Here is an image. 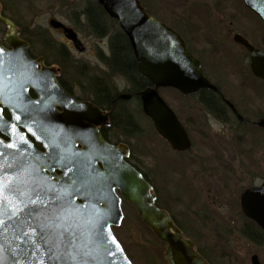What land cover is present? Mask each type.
<instances>
[{"label":"water","instance_id":"obj_1","mask_svg":"<svg viewBox=\"0 0 264 264\" xmlns=\"http://www.w3.org/2000/svg\"><path fill=\"white\" fill-rule=\"evenodd\" d=\"M242 1L244 7L259 17L264 25V0ZM96 2L119 23L131 46L137 74L153 86L136 94L143 115L171 149L187 150L188 137L158 91L173 88L179 94L187 95L203 89L218 92L217 88L206 80L199 63L185 50L180 37L152 19L138 0ZM0 22L5 29L0 44V49L4 50L0 54L3 73L0 77V94L3 97L0 103V151L6 152L0 158V166L11 165L15 170L22 163L25 171L35 169L41 177H46L58 187L63 186L65 198L71 200L80 213L79 231L84 233L81 243L87 253L81 261L87 259V264H132L112 233V228L119 226L124 217L120 204L124 201L156 241L165 245V264H207L196 252L195 244L173 223L169 213L156 206L151 185L123 160L129 156L128 148L109 145L101 138L97 128L107 124L109 113L90 102L73 100L67 95L55 80V72L43 66V59L29 58L28 43L19 39L20 29L1 12ZM48 26L61 29L77 52L84 51L85 47L72 29L54 18ZM238 42L249 52L253 76L264 82V52L253 48L244 39ZM31 91L35 93L33 99L29 95ZM130 96L121 94L118 98L129 100ZM3 109L9 114V119L2 114ZM256 126L264 129V120L258 121ZM28 136L42 145V152L35 149ZM25 140L27 144L23 143ZM8 143L14 147L6 148ZM78 145L81 148H77ZM17 148L21 150L17 152ZM58 159L62 161L60 164L56 163ZM70 161L74 164L68 171L65 164ZM98 163H101V168ZM51 166H55L54 171H61V176L56 177ZM240 198L244 216L264 232V181L258 187L246 189ZM16 203L17 211L24 207L19 201ZM4 219L8 224L0 231V264H41V261L43 264H65L63 260L49 259L46 252L51 248L56 255L63 254V248H57L59 242L54 235L45 233L33 249L28 242L20 243L21 228L31 231L27 216H21L19 223L7 215ZM101 226L103 238L109 241L106 246L91 238L95 235L94 230ZM112 238L119 247L110 242ZM32 239H36L35 234ZM250 262L260 264L257 255L252 256Z\"/></svg>","mask_w":264,"mask_h":264},{"label":"flooded vegetation","instance_id":"obj_2","mask_svg":"<svg viewBox=\"0 0 264 264\" xmlns=\"http://www.w3.org/2000/svg\"><path fill=\"white\" fill-rule=\"evenodd\" d=\"M138 1L152 19L171 29L180 37L185 50L199 63V69L206 80L218 90V92H213L209 89H203L193 92V94L181 95L173 88L160 89L158 95L163 98L166 105L176 116L180 126L183 127L189 140V147L185 151L171 149L169 144L159 137L149 120L154 134L166 144L173 155L187 158L188 167L201 169L199 171L201 175L208 176L210 172L206 168H209L211 172L222 175L228 184L232 180V175L236 174L241 168L251 171L258 170L254 158L258 153L255 129L264 133V129L256 126L258 121L264 120V100L257 89L246 88L249 90L248 95L244 88L227 89L224 88V84L228 83V86H230L228 81L234 79V77H250V74L253 77L250 70L249 52L238 41L244 39L253 48L264 52V25L260 18L244 7L242 0ZM93 8L96 9L94 12L96 19L91 22L88 20V14L86 13ZM93 8H82L80 11L78 22L80 25H87L89 31L85 36H80L72 27L82 45L85 46L84 51L87 50L88 42L92 44L93 51L88 57L93 61H79L76 57H73L70 50L74 48L70 41L63 36L61 29L57 31L64 39L57 44L63 47V55L52 54L51 59L43 55H33L29 42L28 55L32 59H43V66L55 72V80H57L58 85L73 100L88 101L103 112L109 113L107 124L97 128L103 141L115 147L124 145L128 148L129 156L123 158L124 161L140 171L141 175L150 182L152 192L156 196L155 201L159 203V207L169 213L173 223L180 228L187 239L195 244L196 252L205 259L207 264H214L210 259V255L199 249L197 243L184 230V225L188 223L193 222L200 228L199 224L201 223L199 222L208 221L186 211L187 205L183 201L176 200L168 206L167 204H170V202H168L167 195L162 198L164 201L161 204V197L157 194L153 182L150 181L145 171H142L137 164L131 161L130 147L123 138L130 137L131 139L136 135V124L132 127L133 130L126 129L122 117L126 113L130 115L131 112L123 107L121 108V105L133 100L140 110L141 102L136 94L153 86L146 80L138 86L139 78L142 77L137 75V65L131 46L125 34L122 33L119 23L112 20L107 13L103 12L101 7ZM118 39H123L127 45V49L122 51L126 55H130L128 57L130 61L128 71L136 73L138 78H136L137 76L125 75L126 73L122 72L121 69L120 71L113 66L114 64L111 61L115 53L113 43ZM70 69L78 71L80 77L87 78L86 83L83 79L74 76ZM252 79L257 80L264 86L263 81L254 77ZM117 80L124 88L119 89L115 83ZM240 83L243 84L241 81ZM252 93L256 98L255 101L252 100ZM121 94H130L131 98L129 100L118 98ZM29 95L31 99L35 98L34 92L31 91ZM56 111L61 112L59 108H56ZM2 113L6 118H9L6 110L3 109ZM28 137L34 144L35 149L42 152V145L33 141L30 136ZM77 148H81V146L78 145ZM167 161L162 159L161 162L163 164L161 165L162 179H165V177H168V179L174 178L176 174L171 165L165 164ZM98 167L101 168V163H98ZM53 174L58 177L61 176L62 172L59 170L53 171ZM53 179L55 180V178ZM263 181L264 179L261 183ZM217 183L216 181V185ZM261 183L258 185L255 180H252L241 193L250 187H258ZM219 189L223 194L224 190ZM191 197L192 195L189 196V202ZM238 199V219L241 220L238 230L242 239L252 243L248 239L250 220L244 216L240 208V196ZM120 204L123 207V203ZM171 209L180 210L175 212ZM184 213L189 214V216L192 215L189 217L188 222L183 221L180 217L185 215ZM178 216L181 221L177 218ZM203 225L211 226L212 233L208 230L204 231L205 233L209 232L207 233L208 236L210 234H214L216 237L220 236V231H217L216 227L213 228L214 224H211L210 221L209 224ZM262 234L260 240L263 245L264 232ZM217 244L219 245V243ZM220 247L222 248V245ZM217 252L221 258H227L229 263L241 264L234 253L231 254L223 248Z\"/></svg>","mask_w":264,"mask_h":264},{"label":"rangeland","instance_id":"obj_3","mask_svg":"<svg viewBox=\"0 0 264 264\" xmlns=\"http://www.w3.org/2000/svg\"><path fill=\"white\" fill-rule=\"evenodd\" d=\"M89 1L92 0H52L45 4H37L34 0H0V10L14 21L16 27L20 29L21 34L25 38L30 39V49L34 55L43 54L48 59H51V55L47 53L43 40L37 36L35 38L33 31L41 33V30H44L51 43L62 41L64 37L57 30L48 26L49 20L54 18L71 29L73 27L80 36H85L89 32L86 27L87 25H80L78 22L81 27L78 26L77 18L79 20L80 11ZM190 1L187 0V2ZM4 33V26L0 23V41ZM98 43L100 44V41ZM87 46V50L82 54L78 53L75 49L70 50V52L79 61H93L88 57L93 51V46L90 42L87 43ZM70 70L74 76L83 79L86 83L87 78L80 77L76 70ZM239 78L234 77V79L228 81L232 88L228 86V83L224 84V88L233 89L240 87L246 89L251 87L257 89L264 100V86L257 80L252 79L251 74L250 77ZM115 83L119 89L124 88L119 80L115 81ZM113 85L115 84L113 83ZM235 91L238 92L237 90ZM248 91L246 89L249 95ZM251 95L252 100L254 99L255 101L254 94L252 93ZM122 107L130 111L136 120V135L131 139L130 137L123 138L130 147L131 161L137 164L142 171H145L150 181L153 182L157 194L161 197V204L164 201L162 198H165L167 195L168 202H170V204H167L168 206L176 202V200L183 201L187 205L186 211L208 221L199 222L201 223L199 224L201 229L196 224H193V222L185 223L186 225H184L185 232L197 243V247L208 253L214 264H231L227 258L219 256L217 251H221L222 248L231 252V254L234 253L241 264H251L249 259L254 254L257 255L261 264H264V245L259 246L255 243H248L240 236L238 228L241 220L238 219L239 209L237 208L241 191L247 188L252 180H255L256 184L259 185L264 179V133L255 129L258 153L254 158L258 170L251 171L241 168L236 174L232 175V180L227 184L222 175L211 172L209 168H206L210 172L208 176L201 175L199 173L201 169L197 167L193 169L187 166V158L184 159L175 154L173 155L166 144L154 134L149 120L143 116L141 109L137 108L135 101L131 100L129 103L121 105ZM162 159L163 161L168 160L165 164L173 167L176 173L174 178L168 179V177H165V179H162ZM216 181L218 182L217 185ZM219 188L224 190L223 194ZM190 195L192 197L189 202ZM122 210L124 218L119 227H114L113 233L121 246L124 247L127 256L134 264H165L163 262L164 256L161 255L164 252L165 246L144 230L135 211L128 204L123 203ZM172 210L177 212L180 209ZM191 216L185 214L180 217L183 221L188 222ZM177 218L181 221L179 216ZM209 221L211 224H214L213 228L216 227L217 231H220V236L218 234V237L214 234L207 235V233L211 232V226L207 227L203 224H209ZM206 230L209 232L205 233L204 231ZM221 245L222 248L220 247Z\"/></svg>","mask_w":264,"mask_h":264},{"label":"snow or ice","instance_id":"obj_4","mask_svg":"<svg viewBox=\"0 0 264 264\" xmlns=\"http://www.w3.org/2000/svg\"><path fill=\"white\" fill-rule=\"evenodd\" d=\"M3 51L0 49V54ZM2 75V70H0V77ZM2 102L3 97L0 94V103ZM17 119L19 120V117ZM23 143L27 144V141L25 140ZM13 147L14 145L11 143L6 145L8 149ZM16 150L19 152L21 149L17 148ZM5 155V151H0V158ZM61 162L59 159L56 161L57 164ZM73 164L74 162L70 161L65 164V168L71 171ZM51 167L54 171L55 166ZM6 196L11 197V199H6ZM17 201L24 205L19 211H17ZM5 215L17 223H19L21 216H27L29 220L28 229L31 231L21 228V244L28 242L35 249V244L39 238L48 233L54 235L58 240L57 248H63L61 255H56L54 249H46V252L49 253V259L63 260L65 264H87V259L81 261V257H86L87 253L83 251L84 245L81 243V236L84 233L79 231L78 216L80 213L75 209L72 201L65 198L62 185L58 187L46 177H41L35 169L25 171L22 163L17 165L15 170L12 169L11 165L0 166V231L8 224V221L4 219ZM94 231V236L89 233L91 238L106 246L109 241L102 236V226ZM33 234H35L36 239H32ZM110 242L115 247H119L114 238ZM36 251L38 252L39 249Z\"/></svg>","mask_w":264,"mask_h":264},{"label":"trees","instance_id":"obj_5","mask_svg":"<svg viewBox=\"0 0 264 264\" xmlns=\"http://www.w3.org/2000/svg\"><path fill=\"white\" fill-rule=\"evenodd\" d=\"M52 0H34L35 3L37 4H45V3H48V2H51ZM93 7H99L95 0L93 2L89 1L87 3L86 6H84V8H93ZM96 9H91V10H88V12L86 14H88V20L89 21H93L96 19V16L94 14ZM3 14V13H2ZM5 17H7L5 14H3ZM8 18V17H7ZM11 19V18H10ZM12 20V19H11ZM75 20H76V16H75ZM76 22V21H75ZM77 25L80 26L78 24V18H77ZM81 27V26H80ZM98 30V29H97ZM34 32V37L36 38V36L39 38H41L45 44V48H47V53H49L50 55H63L64 53V49L63 47H61L59 44L57 43H54L52 42L51 43V40L49 39L48 35L46 34V32L44 30H41V33H35ZM22 38L23 39H27L31 45V41L29 38H25L24 35H22ZM114 54H113V59L111 60L112 61V64H114L113 66L118 69V70H122V72L126 73L125 75H130V76H137L136 73L134 72H131L128 71L129 68H130V61L128 59V57L130 56L129 54L126 55L125 52H123L122 50H126L127 49V45L125 44V41L123 39H118L116 40L114 43ZM63 49V50H62ZM32 53V52H31ZM43 55V54H41ZM45 57V56H44ZM120 70V71H121ZM128 71V72H126ZM138 78V76L136 77ZM139 82H138V86L143 84V82H145L144 79H140L139 78ZM121 119V118H120ZM123 120V124L124 126L126 127V129H129L130 131L133 130L132 127L135 126L136 122L134 120V118H132V115H128L127 113L122 117ZM135 131V129H134ZM157 205L159 206V203H157ZM141 224V223H140ZM142 227L144 228L145 231L149 232V234L151 235L150 231L148 230L147 227H145L143 224H142ZM249 234H248V239L249 241H251L252 243H255V244H258V245H262V241L260 240L261 236L263 235L262 232L257 229V227L255 226V224L253 222H249ZM153 238L154 236L151 235ZM264 245V243H263ZM126 252V251H125ZM162 256L163 253L161 254ZM162 260H163V257H162ZM164 262V260H163ZM133 263V262H132ZM134 264V263H133Z\"/></svg>","mask_w":264,"mask_h":264}]
</instances>
